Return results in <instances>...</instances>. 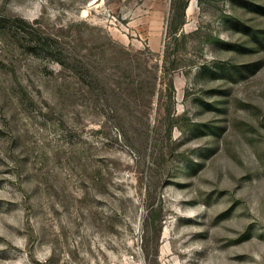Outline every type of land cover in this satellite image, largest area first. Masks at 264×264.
<instances>
[{
	"label": "rangeland",
	"instance_id": "1",
	"mask_svg": "<svg viewBox=\"0 0 264 264\" xmlns=\"http://www.w3.org/2000/svg\"><path fill=\"white\" fill-rule=\"evenodd\" d=\"M176 12L0 0V264H264V0Z\"/></svg>",
	"mask_w": 264,
	"mask_h": 264
},
{
	"label": "trees",
	"instance_id": "2",
	"mask_svg": "<svg viewBox=\"0 0 264 264\" xmlns=\"http://www.w3.org/2000/svg\"><path fill=\"white\" fill-rule=\"evenodd\" d=\"M178 4L177 6H175ZM187 4V0H173V8L178 12L174 13L170 21V32L169 34L176 35L179 31V28L184 20V10ZM178 7V8H177Z\"/></svg>",
	"mask_w": 264,
	"mask_h": 264
}]
</instances>
